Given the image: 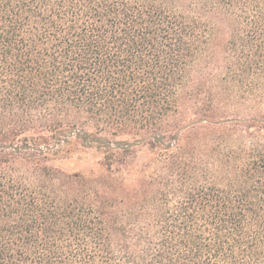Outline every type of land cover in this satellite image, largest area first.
<instances>
[{
  "label": "trees",
  "instance_id": "1",
  "mask_svg": "<svg viewBox=\"0 0 264 264\" xmlns=\"http://www.w3.org/2000/svg\"><path fill=\"white\" fill-rule=\"evenodd\" d=\"M0 264H264V0H0Z\"/></svg>",
  "mask_w": 264,
  "mask_h": 264
},
{
  "label": "rangeland",
  "instance_id": "2",
  "mask_svg": "<svg viewBox=\"0 0 264 264\" xmlns=\"http://www.w3.org/2000/svg\"><path fill=\"white\" fill-rule=\"evenodd\" d=\"M214 34L215 37L213 50L218 55V58H221L223 55V44L226 38V33L221 29H217L215 30ZM219 73L221 75L222 71L220 70ZM184 102L183 107L187 108V111L190 110L193 103L191 101ZM52 164L59 166L60 168H63L67 171H79L85 175H90L98 170L97 157L85 154H82L80 156L74 155L68 161L58 160L56 162H52Z\"/></svg>",
  "mask_w": 264,
  "mask_h": 264
}]
</instances>
